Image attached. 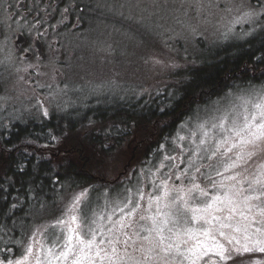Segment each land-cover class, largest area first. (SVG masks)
<instances>
[{"label":"snow or ice","instance_id":"1","mask_svg":"<svg viewBox=\"0 0 264 264\" xmlns=\"http://www.w3.org/2000/svg\"><path fill=\"white\" fill-rule=\"evenodd\" d=\"M74 3L62 10L57 23H64ZM261 14L264 7L250 8L241 19L258 20ZM257 59L264 62V57ZM237 99L239 105L217 108L219 115L210 126L208 120L200 122L190 136L178 131L172 144L179 151L165 154L158 166L147 161L116 200L106 196L108 210L93 209L86 188L55 221L34 225L31 236L23 222L13 220L11 227L0 223V254L21 250L19 258H0V264H264L252 260L264 254V85L255 95ZM48 115L43 108V116ZM164 150L161 144L152 156ZM213 158H219L222 171L201 163ZM163 169L167 171L161 175ZM132 178L129 173L128 181ZM0 191L5 192L0 204H6L3 185ZM47 207L41 202V213ZM20 208L13 203L0 216L7 221ZM17 227L20 236L15 235Z\"/></svg>","mask_w":264,"mask_h":264},{"label":"rangeland","instance_id":"2","mask_svg":"<svg viewBox=\"0 0 264 264\" xmlns=\"http://www.w3.org/2000/svg\"><path fill=\"white\" fill-rule=\"evenodd\" d=\"M261 7H264V0H107L89 34L78 46L75 44V55L65 74L66 84L63 83L62 90L57 92L62 109L56 105L53 113L70 117L77 112H90L92 110H84L88 105L84 101L90 99L107 101L113 98L116 103L130 96L136 99L142 96L139 86L147 84L152 85L149 95L152 100L148 101L153 103L155 100L154 105L159 104L163 96L171 94L175 85L186 78L190 68L212 63L226 50H238L264 31L261 28L264 14L258 20L241 19L250 8L259 11ZM253 29L256 30L254 35H245ZM122 69H129V73L124 76ZM262 85L234 88L197 107L188 117L176 122L171 132L164 134L161 144L165 145V150L147 161L158 166L165 154L175 155L179 149L173 150L172 140L178 131L182 136H190L198 123L208 120L210 126L213 117L219 115L215 111L217 108L223 110L232 104L239 105L237 97L255 95ZM104 104L97 102L93 106L102 107ZM24 109L25 105L19 104L17 112H0V130H8L13 124L25 123L30 118L40 121L48 117L43 116V108L41 112H24ZM184 122L187 127L182 129L180 126ZM131 146L126 149L130 155ZM123 156L118 150L105 169L122 170L127 160ZM146 166V163L137 162L128 168L127 171L133 174L131 181L127 179L128 173L126 178L114 184L102 183L97 191L90 189L92 208L99 206L101 210H108L104 207L106 196L116 200L125 183H135V176ZM220 169L222 167H219L222 171ZM166 171L163 169L161 175ZM83 190L66 195L59 203L56 218L52 217L54 219L46 223L61 216L73 196ZM20 256L21 253L11 259Z\"/></svg>","mask_w":264,"mask_h":264},{"label":"trees","instance_id":"3","mask_svg":"<svg viewBox=\"0 0 264 264\" xmlns=\"http://www.w3.org/2000/svg\"><path fill=\"white\" fill-rule=\"evenodd\" d=\"M250 41L238 50H226L212 63L190 68L186 78L175 85L171 94L163 96L160 104L154 105L155 100L153 103L146 100L143 112L125 110L123 104H115L111 112H104L103 108L100 112H77L70 117L54 114L49 120L30 119L13 124L8 130H0V185L6 189L7 197V203L0 204V211L13 203L21 204L11 219L4 221L0 216V223L6 222L11 227L13 220L17 225L23 222L30 236L34 225L56 218L59 203L66 195L86 188L97 191L99 184L119 181L115 178L120 169L108 171L105 168L114 160L118 150L124 154L123 158L130 159L128 147L122 137L117 138L110 159L106 140L97 143L100 138H89L93 133L106 137L111 127L115 134L123 136L128 128L131 138L135 134L137 138L145 139L131 159L132 166L152 157L153 150L158 149L162 140L152 139L151 133L153 126L160 129L161 120L170 124L164 129V136L174 129L176 122L188 117L197 107L234 88L264 84V62L257 59L264 57V31ZM84 130L88 132L82 137ZM52 135L59 140L52 141ZM49 146L62 147V152H69L52 155L44 149ZM21 165L24 166L22 171ZM3 196L5 192L0 191V197ZM41 202L48 206L43 213L40 211ZM29 212L30 215H25ZM15 235H21L19 227ZM20 253V249L14 248L11 256L0 254V258L11 259Z\"/></svg>","mask_w":264,"mask_h":264},{"label":"flooded vegetation","instance_id":"4","mask_svg":"<svg viewBox=\"0 0 264 264\" xmlns=\"http://www.w3.org/2000/svg\"><path fill=\"white\" fill-rule=\"evenodd\" d=\"M106 1L75 0L74 7L68 13L67 19L60 24L57 22L62 19V10L73 0H56L55 3L53 0H38V2L37 0H0V112H17L19 104L25 105L24 112H41L42 105L43 108L48 106L47 110L51 112V117L54 115L56 105L62 109V100L58 99L57 92L62 90L63 83V85L66 84L65 74L71 67V61L75 55V44L78 46L89 34L90 27L98 21L102 6ZM37 20H40L41 23L37 24ZM22 25L23 27H21ZM32 25H36V27L29 32L28 28ZM25 49L28 51L26 52ZM128 73L129 69L123 70L124 76ZM142 86H139L142 88V90L139 89L141 97L132 99L130 96L122 99L121 102L118 100V103L113 98H109L107 101L85 100V105H88L84 110L100 112L105 108L104 112H111L115 104H123L125 110L135 109L138 112H143L146 100H152L149 97L152 85ZM97 102L105 104L102 107L93 106ZM30 119L33 120V118ZM160 125V129L153 126L151 133L152 139L157 137L160 141L162 140L157 148L163 142L164 129L170 124L169 121L161 120ZM113 129L110 127L106 137L93 133L94 135L92 134L89 138H100L101 140L97 143L106 140L111 159L117 144L116 139L122 137L128 148L133 142L131 154L135 156L137 149L145 142V139L137 138L135 134L131 138L128 128L124 131L123 136L119 133L115 134ZM87 132L84 130L82 137ZM44 149L52 155L69 152L68 150L62 152V147L56 149L55 146ZM53 149L56 150L51 152ZM151 158V156L146 157L142 164ZM201 163H212L215 170H219L220 167L219 158H213L212 161L203 160ZM128 171L118 180L126 178ZM208 171L210 170L205 169V172ZM252 260L264 261V254L257 253L252 256Z\"/></svg>","mask_w":264,"mask_h":264},{"label":"water","instance_id":"5","mask_svg":"<svg viewBox=\"0 0 264 264\" xmlns=\"http://www.w3.org/2000/svg\"><path fill=\"white\" fill-rule=\"evenodd\" d=\"M134 157V154L131 156L130 159L127 160V162L123 165V168L122 170L118 173V175L116 176V180L119 179L121 176H123L127 169L130 167V164H131V159Z\"/></svg>","mask_w":264,"mask_h":264}]
</instances>
